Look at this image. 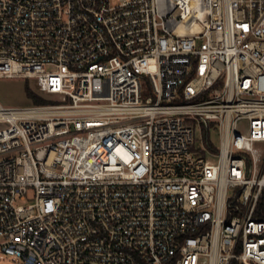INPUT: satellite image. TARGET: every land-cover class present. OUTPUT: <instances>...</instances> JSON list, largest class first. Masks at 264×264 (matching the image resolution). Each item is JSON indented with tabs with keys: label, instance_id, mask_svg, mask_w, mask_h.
<instances>
[{
	"label": "built area",
	"instance_id": "1",
	"mask_svg": "<svg viewBox=\"0 0 264 264\" xmlns=\"http://www.w3.org/2000/svg\"><path fill=\"white\" fill-rule=\"evenodd\" d=\"M0 77L13 263L264 264V0H0Z\"/></svg>",
	"mask_w": 264,
	"mask_h": 264
},
{
	"label": "rangeland",
	"instance_id": "2",
	"mask_svg": "<svg viewBox=\"0 0 264 264\" xmlns=\"http://www.w3.org/2000/svg\"><path fill=\"white\" fill-rule=\"evenodd\" d=\"M26 85L34 91L36 94L44 97L38 92V86L36 84V79L34 78H22V77H0V103L7 107H24L35 104L32 99L27 95ZM45 98V97H44ZM247 126V122L242 123L240 128L243 131ZM198 129V128H197ZM197 141L194 145L195 150L202 154L201 150L198 148H203V139L207 140V131L203 130L201 133L197 130ZM210 138L212 143L219 147L220 135L217 130H212L210 132ZM207 157L215 159V155L212 152H205ZM19 203H28V201H19ZM0 264H17L13 263V257L11 255L5 254L0 250Z\"/></svg>",
	"mask_w": 264,
	"mask_h": 264
},
{
	"label": "trees",
	"instance_id": "3",
	"mask_svg": "<svg viewBox=\"0 0 264 264\" xmlns=\"http://www.w3.org/2000/svg\"><path fill=\"white\" fill-rule=\"evenodd\" d=\"M26 92H27V95L32 99V101L35 104L48 103L47 99H45L44 97H42V96L36 94L34 91H32V89L29 87V85H26ZM207 145L211 146L212 149L215 151L218 150V148L215 145H212V143L209 140H207ZM256 216L259 218H264V190H263V193H262L260 200H259V204H258V207L256 210Z\"/></svg>",
	"mask_w": 264,
	"mask_h": 264
},
{
	"label": "water",
	"instance_id": "4",
	"mask_svg": "<svg viewBox=\"0 0 264 264\" xmlns=\"http://www.w3.org/2000/svg\"><path fill=\"white\" fill-rule=\"evenodd\" d=\"M145 130V128H141V131H144Z\"/></svg>",
	"mask_w": 264,
	"mask_h": 264
}]
</instances>
